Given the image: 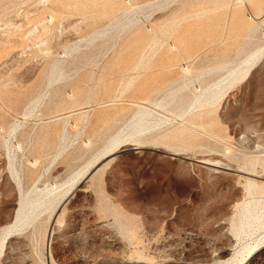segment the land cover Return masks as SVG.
Returning a JSON list of instances; mask_svg holds the SVG:
<instances>
[{
  "label": "rangeland",
  "instance_id": "obj_1",
  "mask_svg": "<svg viewBox=\"0 0 264 264\" xmlns=\"http://www.w3.org/2000/svg\"><path fill=\"white\" fill-rule=\"evenodd\" d=\"M253 1L232 16L235 0H0V264H264V229L236 237L242 209L264 201V58L200 118L180 116L186 103L157 108L166 131L190 122L180 139L143 136L78 179L51 217L13 225L18 182L84 171L133 110L167 100L161 88L236 65L264 30L247 19Z\"/></svg>",
  "mask_w": 264,
  "mask_h": 264
},
{
  "label": "bare ground",
  "instance_id": "obj_2",
  "mask_svg": "<svg viewBox=\"0 0 264 264\" xmlns=\"http://www.w3.org/2000/svg\"><path fill=\"white\" fill-rule=\"evenodd\" d=\"M221 1H226V0H221ZM229 1L232 2L231 5L234 4V0H229ZM235 1L237 2V0H235ZM238 2H240L243 6H241L240 4H237L236 5L237 9H235V11H233L232 16L235 15V13L238 12L241 9V7H246L245 0H240ZM253 2L258 4L259 6L256 7L255 14L248 16L247 19H252V20L256 19L257 20L260 18L259 21H256V24L264 25V17L261 19V16H264V7H262V4L258 0H254ZM50 18H52V16ZM253 25H254V23L248 24V31H250L252 29ZM93 33H95V32H93ZM96 33H99V32H96ZM96 33H95V35H96ZM100 33H102V32H100ZM262 58H264V30L261 34V41L259 43H257L251 50L247 51L242 56V58L239 60V62L236 65H234L233 67H231V66L227 67L226 63L223 64V67H227L226 72L223 75H221L220 77L214 79L210 84L202 85V84L197 83V82H195L196 83L195 84L190 80H189V82L186 80L182 81V82H176L175 81L174 82L175 84L170 85L168 89H167V86H165L159 90V92H160L164 89L162 98H163V100L167 99L166 101H155L154 105H153V106H155L154 108L148 107L145 105H139L137 107V109H135L131 112L129 118L125 122L124 127H122L117 132H115V134L113 136H110L108 138V140L106 141V143H104L105 145L100 149L99 153L95 157H93L88 162V164L86 163V167H85L84 171H82V172L78 171L77 174H75V175L73 174L74 176L70 177L69 179L67 178V180L62 181V182H54V181L50 182L49 181V183H47V184H42V185L35 184L34 186H31V188H27L26 190L23 189L21 183L18 182V180H19L18 179L17 180L18 185H19V192H18L19 198H18V202H17L18 206L16 208V212H15L16 214H14L15 215V224L12 223L16 227L13 225H12L13 226L12 227V226H10L11 225L10 224L9 229H10V227H11V229H14V227L17 228L19 226H22L25 223L30 224V223L35 222L36 220L39 219V216L44 211H48V217H51L53 212L56 210L57 206H59V204H61V202L70 193L71 188L74 186L75 182L78 181V179H80V181H81L82 177H84L85 175L90 173V170L92 169V167H94L97 164H99L100 162H102V160H104L105 158H107V157L113 155L114 153L118 152L120 149H123V147L125 148L126 146H131V147L135 148V146H138L137 143L144 142L145 139L143 140V136H148L154 140L159 139V138L180 139L181 136L183 135V133H185L186 127H187V125H189L190 122L186 121L182 127L176 128L174 130L166 131L167 129H163L162 127H160V125L162 123V119H161V117H159V112H158L157 108L165 109V110L166 109L171 110L170 105H172V106L175 105V107H177L180 105L183 106L186 103L187 107L182 112L179 113V114H181L180 116H183L184 118H187L188 120L200 118L201 117L200 115H202L203 110L205 108H208V107H210V105H213V104L217 103L218 101L222 100L223 97H225L227 94H229L232 91L235 83L245 80L252 73V71L258 66V63L261 61ZM56 66H57V68H56L57 71H59L58 69H60V67L55 64L54 67H56ZM181 69H182V71H184L183 73H185V74H187L190 71L189 66L186 64L182 65L180 67V70ZM51 76L53 77V80H54L55 78H54L53 72L51 73ZM199 76L200 75L196 76L195 80H198ZM189 77L190 76L187 77L186 75H183V78H185V79H187ZM51 83L48 82L47 84L50 85ZM71 95H72V97H70L71 102H75L77 99V93L74 94V92H72ZM28 106H31V103ZM28 109H29V107H28ZM25 110H26V108H25ZM23 111H24V109H23ZM26 112H24V113H26ZM186 112L188 113L187 115H186ZM63 128H65L64 125H63ZM5 140H8V139H5ZM84 144H85V146H92V141L90 139L84 140ZM6 145H8L7 142H6ZM13 146H14V144H13ZM19 146H20V144L18 145V148H20ZM11 147H12V145H11ZM15 148H17V146ZM9 156H12L11 153ZM208 164H210L211 166L212 165L213 166H219L221 164L224 165V163H220L217 165V164H214L212 162L208 163ZM262 165L264 167V162ZM243 172L247 175L259 176V175H255L251 172H247V171H243ZM246 181L249 183L248 187H252L253 185L255 187L260 186L258 184L257 180H255L254 178H251L249 176H246ZM238 224H239V227L237 229V236L236 237H238V236L240 237L241 234L252 235V234L256 233L257 231H258V233L261 232L260 230L263 231V229H264V201H262V202H257V201L251 202L250 201L248 203V206H245L242 209V211L239 215ZM9 229H8V231H9ZM5 231L7 233V230H5ZM10 232H11V230L9 231V233ZM261 234L264 236L263 232H261ZM9 237H11V236H9ZM240 238H242V236ZM254 238L255 237H253V240H254ZM256 238H257V241H254V242H256L255 245H259L260 242L262 245H264L263 244L264 240L262 243L261 239H259L258 237H256ZM5 239H8L7 234L2 236V238L0 239V247L1 248L4 245H6L5 241H7V240H5ZM247 241H249V239ZM255 245H251V247L248 250V255H250L251 250L253 249V247ZM246 247H249L248 244H246ZM3 250L4 249H2V252H3Z\"/></svg>",
  "mask_w": 264,
  "mask_h": 264
},
{
  "label": "built area",
  "instance_id": "obj_3",
  "mask_svg": "<svg viewBox=\"0 0 264 264\" xmlns=\"http://www.w3.org/2000/svg\"><path fill=\"white\" fill-rule=\"evenodd\" d=\"M240 1V0H237V2Z\"/></svg>",
  "mask_w": 264,
  "mask_h": 264
}]
</instances>
